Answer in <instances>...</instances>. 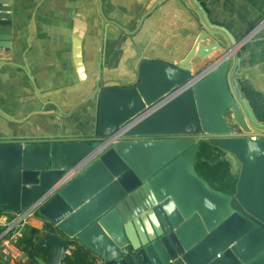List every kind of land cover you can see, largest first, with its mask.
Instances as JSON below:
<instances>
[{
	"label": "water",
	"instance_id": "95a60500",
	"mask_svg": "<svg viewBox=\"0 0 264 264\" xmlns=\"http://www.w3.org/2000/svg\"><path fill=\"white\" fill-rule=\"evenodd\" d=\"M200 9L182 59L139 48L129 79L98 74L79 103L94 104L87 132L0 137V210L28 208L87 161L38 210L46 223L34 247L48 253L36 256L39 264H63L76 244L105 264H264V123L243 94L235 51L248 35L236 40ZM11 11L12 1L0 0V56L11 46ZM209 145L211 161L231 162L234 190L215 189L196 171Z\"/></svg>",
	"mask_w": 264,
	"mask_h": 264
},
{
	"label": "crops",
	"instance_id": "0c3cea01",
	"mask_svg": "<svg viewBox=\"0 0 264 264\" xmlns=\"http://www.w3.org/2000/svg\"><path fill=\"white\" fill-rule=\"evenodd\" d=\"M11 1V46L0 56V137L51 134L60 127L87 132L94 104L79 103L98 74L129 79L139 48L145 55L182 59L198 33L194 8L199 7L236 40L248 35L235 49L241 52L238 78L264 123V0H189L191 9L176 0ZM224 164L200 152L195 169L213 188L232 191L238 176ZM45 223L35 215L24 237L43 232ZM26 246H13L11 260L0 256V264L28 262Z\"/></svg>",
	"mask_w": 264,
	"mask_h": 264
},
{
	"label": "built area",
	"instance_id": "2783aa9c",
	"mask_svg": "<svg viewBox=\"0 0 264 264\" xmlns=\"http://www.w3.org/2000/svg\"><path fill=\"white\" fill-rule=\"evenodd\" d=\"M124 133H118L107 138L100 146V151L105 150L119 140ZM87 162V161H86ZM86 162H82L74 167L66 169L62 176L51 185L42 195H40L28 208L20 211L0 210V252L4 251L8 255H12L11 248L17 246L24 237L26 227L32 217L38 214L39 208L47 202L55 193H57L64 185L72 180ZM94 264H105L104 261L95 255Z\"/></svg>",
	"mask_w": 264,
	"mask_h": 264
},
{
	"label": "trees",
	"instance_id": "16d2710c",
	"mask_svg": "<svg viewBox=\"0 0 264 264\" xmlns=\"http://www.w3.org/2000/svg\"><path fill=\"white\" fill-rule=\"evenodd\" d=\"M213 155V147L208 146L205 153V158L210 160ZM39 230H33L32 234L24 237L20 240L19 244L27 243L24 251L29 257L28 262H20L19 264H39L36 260V256H43L44 258L48 257L47 252H40L34 247V242ZM95 255L92 251L86 248L83 245L76 244L73 252L68 256L63 264H94Z\"/></svg>",
	"mask_w": 264,
	"mask_h": 264
},
{
	"label": "clouds",
	"instance_id": "9594fccd",
	"mask_svg": "<svg viewBox=\"0 0 264 264\" xmlns=\"http://www.w3.org/2000/svg\"><path fill=\"white\" fill-rule=\"evenodd\" d=\"M176 205L175 203H172L168 206L166 209L167 213L171 215L175 211ZM152 224H154L157 228H159V221L158 220H153L151 221Z\"/></svg>",
	"mask_w": 264,
	"mask_h": 264
},
{
	"label": "flooded vegetation",
	"instance_id": "af4514ba",
	"mask_svg": "<svg viewBox=\"0 0 264 264\" xmlns=\"http://www.w3.org/2000/svg\"><path fill=\"white\" fill-rule=\"evenodd\" d=\"M224 162H225V164H224V165H226L227 167H229V166L231 165V162H230V161H228L227 159H224Z\"/></svg>",
	"mask_w": 264,
	"mask_h": 264
},
{
	"label": "bare ground",
	"instance_id": "6f19581e",
	"mask_svg": "<svg viewBox=\"0 0 264 264\" xmlns=\"http://www.w3.org/2000/svg\"><path fill=\"white\" fill-rule=\"evenodd\" d=\"M100 149H101V148H99V149H98V151H96V153H97V152H99V151H100ZM84 162H85V161H83V163H84Z\"/></svg>",
	"mask_w": 264,
	"mask_h": 264
}]
</instances>
